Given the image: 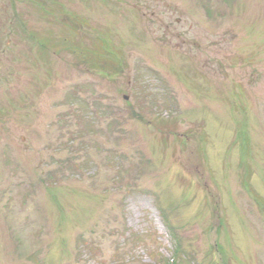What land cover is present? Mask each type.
<instances>
[{
	"label": "rangeland",
	"instance_id": "rangeland-1",
	"mask_svg": "<svg viewBox=\"0 0 264 264\" xmlns=\"http://www.w3.org/2000/svg\"><path fill=\"white\" fill-rule=\"evenodd\" d=\"M27 1L0 0V264H264V0H35L49 53Z\"/></svg>",
	"mask_w": 264,
	"mask_h": 264
}]
</instances>
